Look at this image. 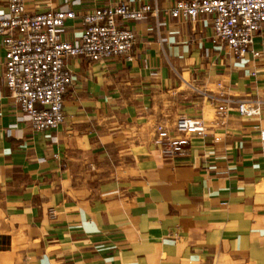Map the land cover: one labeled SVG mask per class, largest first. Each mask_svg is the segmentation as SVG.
<instances>
[{"label":"crops","instance_id":"obj_1","mask_svg":"<svg viewBox=\"0 0 264 264\" xmlns=\"http://www.w3.org/2000/svg\"><path fill=\"white\" fill-rule=\"evenodd\" d=\"M25 1L30 13L70 6L71 42L97 8L151 12L123 24L136 36L131 61L66 59L56 130L35 132L9 96L0 39V264H264V109L241 117L231 105L215 129L221 103L205 95L264 100V24L261 56L238 57L213 43L211 17L171 15L180 0ZM181 115L202 118L207 136L170 159L154 127Z\"/></svg>","mask_w":264,"mask_h":264},{"label":"built area","instance_id":"obj_2","mask_svg":"<svg viewBox=\"0 0 264 264\" xmlns=\"http://www.w3.org/2000/svg\"><path fill=\"white\" fill-rule=\"evenodd\" d=\"M7 2V12L0 15L5 83L9 96L19 104L35 132L56 130L64 122V97L73 81L66 59L84 57L101 62L124 57L131 61L136 36L123 24L141 20L151 12L147 4L97 8L82 16L81 38L71 42L63 39L67 21L77 17L70 6L30 13L25 0ZM170 14L193 23L211 17L214 44L224 45L238 57L248 53L261 56L253 50V43L264 24V0H180ZM205 95L221 103L212 123L215 129L226 126L231 105L241 117H259L264 109V100ZM207 131L202 118L181 115L172 128L163 121L156 123L154 144L165 157L177 159L185 154L190 137L205 138ZM214 139L219 141L220 136ZM259 139L264 155V129L260 130Z\"/></svg>","mask_w":264,"mask_h":264}]
</instances>
